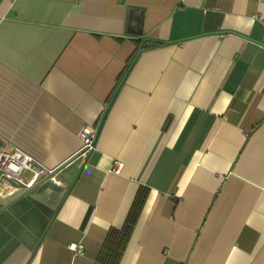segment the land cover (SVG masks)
I'll return each mask as SVG.
<instances>
[{
  "label": "crops",
  "instance_id": "crops-1",
  "mask_svg": "<svg viewBox=\"0 0 264 264\" xmlns=\"http://www.w3.org/2000/svg\"><path fill=\"white\" fill-rule=\"evenodd\" d=\"M15 147L58 183L0 196V264H97L141 188L118 264H264V0H0Z\"/></svg>",
  "mask_w": 264,
  "mask_h": 264
},
{
  "label": "built area",
  "instance_id": "built-area-1",
  "mask_svg": "<svg viewBox=\"0 0 264 264\" xmlns=\"http://www.w3.org/2000/svg\"><path fill=\"white\" fill-rule=\"evenodd\" d=\"M96 132L93 128H87L81 133L83 145L81 153L86 154L94 149ZM31 174L29 179H24V173ZM56 169H48L18 147L11 151L0 149V196L12 195L18 189H29L41 178L55 180ZM68 249L74 254H83L84 245L72 242Z\"/></svg>",
  "mask_w": 264,
  "mask_h": 264
},
{
  "label": "trees",
  "instance_id": "trees-1",
  "mask_svg": "<svg viewBox=\"0 0 264 264\" xmlns=\"http://www.w3.org/2000/svg\"><path fill=\"white\" fill-rule=\"evenodd\" d=\"M146 199V190L139 189L127 218L121 228H110L96 258L97 264H118L124 252Z\"/></svg>",
  "mask_w": 264,
  "mask_h": 264
}]
</instances>
